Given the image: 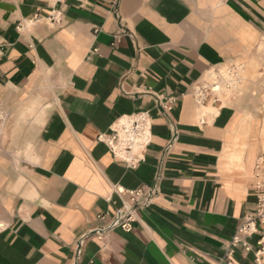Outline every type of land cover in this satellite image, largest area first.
I'll use <instances>...</instances> for the list:
<instances>
[{"label": "crops", "instance_id": "1", "mask_svg": "<svg viewBox=\"0 0 264 264\" xmlns=\"http://www.w3.org/2000/svg\"><path fill=\"white\" fill-rule=\"evenodd\" d=\"M263 39L264 0H0V264H223L255 209L264 121L192 91ZM157 98L176 102L166 113ZM36 107L39 124L12 138ZM139 112L151 143L128 168L98 137ZM158 174L133 230L97 236L126 206L118 190ZM259 238L233 264H264Z\"/></svg>", "mask_w": 264, "mask_h": 264}, {"label": "built area", "instance_id": "2", "mask_svg": "<svg viewBox=\"0 0 264 264\" xmlns=\"http://www.w3.org/2000/svg\"><path fill=\"white\" fill-rule=\"evenodd\" d=\"M64 2L67 0H57ZM52 19L56 21L53 16ZM241 64H226L212 68L206 74V77L193 86L192 95L195 102L199 105H207L211 102H220L222 100L224 88L232 86L240 80L239 68ZM232 82V83H231ZM231 83V84H230ZM220 89V90H219ZM231 89V88H230ZM150 91V90H149ZM131 96L133 94H130ZM175 99L162 100L157 98V106L166 113L172 110ZM11 114L7 111L0 100V153L3 149L5 133L7 131ZM151 119L146 112H139L127 117L123 122L116 124L109 134H101L98 141L106 144L115 155L119 156L128 168H136L140 158L136 156L135 150L147 147L151 143ZM161 175L158 174L156 182L151 186H142L133 190L119 189V194L127 197L126 206L113 214L112 223L109 228L97 230L95 233L100 238L108 229L119 227L124 231L130 232L136 222L137 211L150 207L160 194L158 186ZM254 193L256 197L255 209L247 214L242 224L234 234L231 240V251L227 255L223 264H233L231 256L234 249L241 246L246 251L251 247L248 238L259 235L258 245L261 247L256 256H259L264 250V153L258 158L254 174ZM104 219L105 216H99Z\"/></svg>", "mask_w": 264, "mask_h": 264}, {"label": "rangeland", "instance_id": "3", "mask_svg": "<svg viewBox=\"0 0 264 264\" xmlns=\"http://www.w3.org/2000/svg\"><path fill=\"white\" fill-rule=\"evenodd\" d=\"M240 67V66H239ZM243 69V71H242ZM240 78L242 81L240 85L234 90H229V93L222 95L220 99L222 104L235 106H245L247 111H251L258 115L262 122L264 121V39L258 47L252 59L246 63L241 64L239 68ZM227 92V91H226ZM250 108V109H249ZM26 110V114H25ZM22 118L13 131L12 138L20 137L22 129L26 126V130L32 131L37 124H39L38 108L28 110L22 108ZM251 115V114H249ZM20 126H19V125ZM7 132L5 137H7ZM18 149V148H17ZM18 151V150H17ZM264 151V150H263Z\"/></svg>", "mask_w": 264, "mask_h": 264}, {"label": "bare ground", "instance_id": "4", "mask_svg": "<svg viewBox=\"0 0 264 264\" xmlns=\"http://www.w3.org/2000/svg\"><path fill=\"white\" fill-rule=\"evenodd\" d=\"M240 68H241V67H240ZM242 71H243V69H242ZM241 81H242V77L240 78L239 81L235 82V84H233L232 86L230 85L228 88H224V89L222 90L221 94L223 93V95H224V94L227 95V93H229V90L234 91V90L240 85ZM231 83H232V82H231ZM231 83H230V84H231ZM230 88H231V89H230ZM219 90H220V89H219ZM226 91H227V92H226ZM262 137H264V130H263V132H262Z\"/></svg>", "mask_w": 264, "mask_h": 264}]
</instances>
